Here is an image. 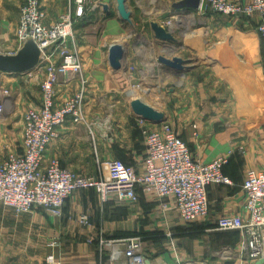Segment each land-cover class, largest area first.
Instances as JSON below:
<instances>
[{
	"label": "crops",
	"instance_id": "0c3cea01",
	"mask_svg": "<svg viewBox=\"0 0 264 264\" xmlns=\"http://www.w3.org/2000/svg\"><path fill=\"white\" fill-rule=\"evenodd\" d=\"M180 1L128 0L129 24L120 20L116 0H88L87 16L74 26L75 39L80 30L81 36L92 35L78 37V51L85 59L83 77L57 86L58 106L85 91L86 122L75 125L68 120L58 129L44 166L57 160L72 173L97 180L107 176L106 166L112 160L143 172L146 126L159 131L168 124L201 163L235 151L224 169L234 186L211 187L209 217L195 225L182 222L172 200H161L145 189L138 192L137 202L105 203L93 190L76 192L61 218L42 209L22 215L2 209L0 264H48L49 259L54 264H125L101 254V235L141 239L147 264H250L240 258L241 235L218 231L216 225L227 216L248 219L242 184L248 171L264 170V52L256 31L261 19L235 18L227 24L223 16L199 11L205 28L192 31L186 11L173 8ZM24 3L0 0V53L4 55H15L23 46L17 31ZM113 3L116 15L111 19ZM42 5L48 27L69 15L76 19L73 0H43ZM152 23L167 28L181 43L179 48L193 55L185 61L195 68L190 67L184 77L159 63L165 48L166 58H175L174 45L157 40ZM107 39L124 40L127 72L110 67L109 52L116 42L107 46ZM194 58L200 65L189 62ZM60 59L55 52L51 61ZM46 64L28 74L0 72V103L8 109L0 116V164L23 151L25 114L42 104ZM136 99L163 113L167 122L143 125L131 108ZM240 147L244 155L238 153ZM82 215L89 217L88 226L80 224Z\"/></svg>",
	"mask_w": 264,
	"mask_h": 264
},
{
	"label": "built area",
	"instance_id": "2783aa9c",
	"mask_svg": "<svg viewBox=\"0 0 264 264\" xmlns=\"http://www.w3.org/2000/svg\"><path fill=\"white\" fill-rule=\"evenodd\" d=\"M42 1L25 0L17 31L22 44L32 40L41 51L48 50L40 64L47 62L46 77L41 85L42 104L39 109H30L25 114L22 153L12 154L0 164V212L11 209L22 215L42 209L61 218L67 201L76 192L93 190L105 203L111 200L137 202L138 192L145 189L161 200H172L184 224L205 221L210 214L209 189L234 186L224 169L235 151L210 163H201L168 124H163L159 131H151L146 126L143 172L120 160H112L106 166L107 176L97 180L78 176L63 168L57 160L44 166L47 149L57 138L58 129L68 120L75 125L86 122L85 91L75 93L58 106L57 86L83 77V60L79 52H69L65 45L74 35L75 24L85 17L88 0H73L76 19L69 15L50 27L45 24L47 15ZM203 11L248 20L260 17L256 31L264 52V0H252L249 4H243L241 0H202L200 12ZM56 45L64 47L55 48ZM55 52L61 57L57 63L51 61ZM4 111L5 104L0 103V116ZM141 123L147 125L145 121L141 120ZM238 153L244 155V148L240 147ZM242 189L247 197L248 219L222 217L216 229L238 232L241 235L240 258L256 264L264 262V170L248 171ZM168 207L169 203L164 204L165 209ZM79 222L84 226L90 224L87 215H82ZM99 247L101 254H108L114 262L148 263L141 239L117 240L101 235ZM47 263L54 264L50 259Z\"/></svg>",
	"mask_w": 264,
	"mask_h": 264
},
{
	"label": "water",
	"instance_id": "95a60500",
	"mask_svg": "<svg viewBox=\"0 0 264 264\" xmlns=\"http://www.w3.org/2000/svg\"><path fill=\"white\" fill-rule=\"evenodd\" d=\"M117 12L119 18L124 23L132 24V14L128 11V0H116ZM202 0H182L174 5V9L177 11H186L185 15L191 13H198L201 9ZM104 10L109 11V7L104 5ZM151 29L155 34L157 40L172 46L178 44L174 35L165 27L158 23H152ZM45 49L41 51L38 45L32 41H26L22 48L15 55H4L0 53V72L16 73V74H28L37 69L42 60ZM126 59V52L121 45H112L109 52V65L116 71L127 72L128 68L124 67L123 62ZM159 63L168 71L171 70L178 77H184L187 72L190 71L188 62L182 58L175 57L168 59L166 57L159 58ZM131 108L138 119L150 123L152 125H160L167 122L165 115L150 105L146 104L140 99H136L131 103ZM256 264H264L263 261H258Z\"/></svg>",
	"mask_w": 264,
	"mask_h": 264
},
{
	"label": "rangeland",
	"instance_id": "374dc122",
	"mask_svg": "<svg viewBox=\"0 0 264 264\" xmlns=\"http://www.w3.org/2000/svg\"><path fill=\"white\" fill-rule=\"evenodd\" d=\"M43 2V1H42ZM43 6V5H42ZM86 11V10H85ZM112 11V12H111ZM110 12L112 13V16L113 17H111V19L113 18L114 19V17H115V15H116V13H115V5H114V3L111 5V7H110ZM199 13H201V12H199ZM199 13H197V14H195V13H191V14H189V15H186L185 16V18H187V27H189L192 31L193 30H197V29H202V28H205V26H204V24H203V22H201L200 20H201V18H200V14ZM205 13V12H204ZM205 14H207V12L205 13ZM84 16H87V12H85V14H84ZM218 16H223V18L225 19V22L228 24L229 22H230V20H233V19H235L236 17H229V16H224V15H218ZM241 19V18H240ZM200 21V22H199ZM96 24H98V23H96ZM84 32V31H83ZM81 33H82V31L80 30V31H78V34H75V36L77 37H84V36H92L91 34L89 35V33H88V35L87 34H83L82 36H81ZM92 33V32H91ZM100 36V35H99ZM74 38V35H73V37H71V38H69L68 39V41H67V43H66V45H65V47L67 46V50L69 51V52H74V51H77V52H79L78 51V49H80V44H79V42H80V38ZM175 37V36H174ZM99 38V37H98ZM92 39V38H91ZM96 39V38H95ZM78 40H79V42H78ZM94 40V39H93ZM97 41L99 40V39H96ZM101 40V39H100ZM132 40H134V39H132ZM95 41V40H94ZM135 41V40H134ZM116 42V44L117 45H120L121 44V46L123 45V43H124V40H114V39H107V41H106V44H107V46H109L108 44H111V43H115ZM174 46V49L171 51V52H173L174 53V56L175 57H179V58H182V59H184V60H186L187 58H191V57H193V55L192 54H190L189 53V51H187V50H185V52L181 49V48H179L180 46H181V43H178V44H173ZM92 46V45H91ZM64 47V46H63ZM63 47H60L59 45L57 46H55V48H63ZM168 50L165 48L164 49V55H165V57H166V55H168ZM184 53H187V54H184ZM81 54V53H80ZM82 56V55H81ZM83 60L85 61V59L83 58ZM191 64H195L196 66H198V65H200V63H201V61H199V60H196V58H194V60H192V61H189ZM189 67H191L192 69H194L195 67H192V65L191 66H189ZM191 69V70H192ZM141 100V99H140ZM143 101V100H142ZM159 103V102H158ZM7 110L8 109H6L5 110V114L7 113ZM4 114V115H5ZM4 117V116H3ZM2 117V118H3Z\"/></svg>",
	"mask_w": 264,
	"mask_h": 264
},
{
	"label": "bare ground",
	"instance_id": "6f19581e",
	"mask_svg": "<svg viewBox=\"0 0 264 264\" xmlns=\"http://www.w3.org/2000/svg\"><path fill=\"white\" fill-rule=\"evenodd\" d=\"M245 51V50H244ZM251 57V56H250Z\"/></svg>",
	"mask_w": 264,
	"mask_h": 264
},
{
	"label": "trees",
	"instance_id": "16d2710c",
	"mask_svg": "<svg viewBox=\"0 0 264 264\" xmlns=\"http://www.w3.org/2000/svg\"><path fill=\"white\" fill-rule=\"evenodd\" d=\"M238 233V232H237Z\"/></svg>",
	"mask_w": 264,
	"mask_h": 264
}]
</instances>
